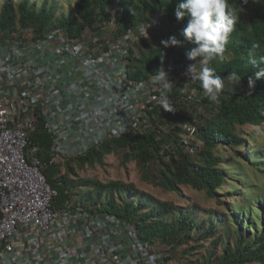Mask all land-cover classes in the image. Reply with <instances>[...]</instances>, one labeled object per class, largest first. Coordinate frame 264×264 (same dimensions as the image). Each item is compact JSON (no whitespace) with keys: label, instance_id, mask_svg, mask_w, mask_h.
Returning a JSON list of instances; mask_svg holds the SVG:
<instances>
[{"label":"built area","instance_id":"2783aa9c","mask_svg":"<svg viewBox=\"0 0 264 264\" xmlns=\"http://www.w3.org/2000/svg\"><path fill=\"white\" fill-rule=\"evenodd\" d=\"M123 13L121 0H109L73 36L62 27L39 35L29 25L0 32V264H174L159 241L140 239L112 213L69 200L54 206L45 165L29 140L36 128L46 130L49 162L62 171L65 160L112 137L151 132L152 161L162 168L203 148L199 128L222 91L215 102L205 96L185 75L196 63L186 54L158 65L172 82L166 92L153 83L156 72L130 78L127 56L142 39L160 41L161 12L118 32ZM228 75H220L222 90L232 92L238 84ZM163 95L176 114L160 119Z\"/></svg>","mask_w":264,"mask_h":264},{"label":"trees","instance_id":"16d2710c","mask_svg":"<svg viewBox=\"0 0 264 264\" xmlns=\"http://www.w3.org/2000/svg\"><path fill=\"white\" fill-rule=\"evenodd\" d=\"M109 0H81L74 9H70L66 16L52 21V7H43L35 10L28 0H21L15 11L9 0H5L0 8V32H10L19 26H32L39 34H44L53 27H62L70 36L78 34L88 25L96 9L104 11ZM124 13L118 32L124 31L136 21L142 20L154 11L161 12L160 41L152 45L142 39L138 45V54L130 50L127 56V74L133 79L146 78L158 69L161 61L167 57L179 58L186 54L194 45L184 42L180 32L188 21L175 18V9L179 0H121ZM229 4L236 17L234 30L229 36L222 54V59L213 60L209 67L215 69L217 75L235 72L240 77V85L232 92L222 90L220 103L216 110H210L202 120L199 128L204 140L203 148L194 155L182 154L180 159H171L161 168L158 185L169 190H176L178 184H188L195 189H204L209 197H214L225 180L222 166H236V163L226 161L217 153L219 146H227L228 150L245 145L243 137L235 132L236 125L250 124L259 126L264 122V78L255 82V87L249 89L248 77L253 76L260 68H264V0H255L245 3V0H229ZM247 18H242L243 13ZM6 31V32H5ZM175 36L181 41L176 46L165 48L161 43L169 37ZM225 82V79H223ZM251 92V93H250ZM173 108V107H172ZM161 109L160 119L176 114V110ZM31 145L37 146V154L44 163L43 173L54 191L53 205L59 206L65 200L73 204L84 205L90 211L112 213L126 225L134 227L136 234L142 240H159L172 246L187 241L192 231L199 232V239H210L217 245L222 240V233L231 234V228L236 232L234 241L228 240L222 244L221 251L214 257L219 264H264V201L249 203L259 216L260 229L255 227L250 211L245 205L238 207L225 204V212H213L206 220L198 221L192 217L194 209H182L177 204L158 199L151 193L139 190L131 183L122 180L103 182L92 177H76L71 162L78 165L88 163L103 164L104 158L110 152L126 149L125 159H135L140 163H147L156 154V145L153 143L152 133H137L132 138L126 136L112 137L103 141L99 146L91 147L85 154L65 160L63 171L59 164L49 162L51 139L48 132L41 127L36 128L29 135ZM254 156V155H252ZM248 156L251 162H264L255 154V159ZM264 157V156H261ZM246 161V159H245ZM258 169L264 171V166ZM237 169V167L235 168ZM244 179V174H237ZM264 183L258 182V186ZM235 186V184L233 185ZM87 187L88 190L76 193V200L72 199L74 188ZM247 192L248 188L243 189ZM95 196V198H94ZM105 199L107 207L100 204ZM246 203L245 199L241 200ZM227 217L229 221L226 220ZM222 224L220 235L214 236ZM248 229H253L250 235ZM212 256L213 248L207 249Z\"/></svg>","mask_w":264,"mask_h":264},{"label":"rangeland","instance_id":"374dc122","mask_svg":"<svg viewBox=\"0 0 264 264\" xmlns=\"http://www.w3.org/2000/svg\"><path fill=\"white\" fill-rule=\"evenodd\" d=\"M5 0H0L1 4ZM21 0H9L12 8L17 11L18 4ZM81 0H28V4L33 5L35 10L42 8L43 3L45 7L51 5L52 7V21L56 22L59 17L66 16L70 9H74L77 2ZM254 1V0H249ZM242 18H247V13L242 14ZM138 52V49L136 50ZM183 112V110H179ZM235 132L240 134L245 141V145L235 147L232 150H228L227 146H219L217 153L224 157L226 161L236 163V166H227L224 164L223 169L225 173V180L221 185L220 190L216 192L214 197H209L204 189H195L188 184H178L176 190H169L165 187L158 185L159 178L161 176V165L154 161L147 163H140L135 159H125L124 154L126 149L118 148L104 158L103 164L94 163L92 165L85 163L78 165L75 162H71L74 167L76 177H92L97 178L103 182L109 180H122L126 183L133 184L139 190L147 191L158 199H162L174 204H177L182 209L191 210L194 209L196 213H192L191 216L198 221L206 220L208 216L213 212L217 214L225 213L222 207L225 204H232L235 207L245 205V209L250 211V216L253 221L255 218L259 222V216H256L254 209L250 207L251 203H257L258 201H264V184L258 186L257 183H264V171L258 169L255 162H251L248 156H252L255 159V154L260 155L259 159H264V122L259 126H253L250 124L236 125ZM197 157L196 155L193 156ZM246 159V161H245ZM260 167L264 166V162L257 163ZM237 167V169H235ZM237 174H244L245 178L242 179ZM235 184V186H233ZM247 187L245 192L243 189ZM87 187L74 188L72 199L76 200V193H82L87 191ZM95 198V196H94ZM245 199L246 203L241 201ZM100 205L105 208L107 203L105 199H102ZM227 221L229 219L225 217ZM255 221V227L260 229L259 224ZM218 231L214 235H220L222 224L217 225ZM248 233L251 235L253 229H248ZM191 236L187 241H183L179 245L172 246L165 242L159 241V246L168 253V257L172 259L174 264H219L214 259L221 251L222 244L230 241H234L236 238V232L231 228V234L227 236L226 233H222V240L217 245L210 242L211 238L206 240L199 239V232L192 231ZM213 248L214 253L212 256L208 255L207 249ZM250 264V263H248Z\"/></svg>","mask_w":264,"mask_h":264},{"label":"clouds","instance_id":"9594fccd","mask_svg":"<svg viewBox=\"0 0 264 264\" xmlns=\"http://www.w3.org/2000/svg\"><path fill=\"white\" fill-rule=\"evenodd\" d=\"M174 15L178 22L188 17L180 35L184 42L194 45L186 51V58L196 63L188 65L185 75L199 81L205 96L215 102L224 87V80L215 73L214 68L209 67V64L217 58L222 59L225 45L234 30L236 17L229 0H179ZM161 43L167 48L176 46L181 41L172 36L162 40ZM227 74L229 80L236 81L238 86L240 85L241 79L237 73ZM261 78H264V68L257 70L254 77H248L249 89H253L255 82ZM153 83L166 92L170 90L172 82L168 79V73L160 67L153 76ZM159 103L164 110H171L166 95L160 98Z\"/></svg>","mask_w":264,"mask_h":264}]
</instances>
